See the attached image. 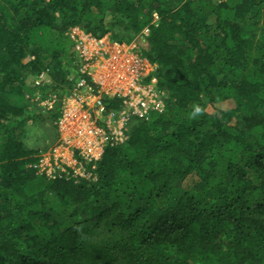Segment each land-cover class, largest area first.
<instances>
[{
	"label": "trees",
	"instance_id": "obj_1",
	"mask_svg": "<svg viewBox=\"0 0 264 264\" xmlns=\"http://www.w3.org/2000/svg\"><path fill=\"white\" fill-rule=\"evenodd\" d=\"M72 27L135 39L166 93L76 184L31 167L58 113L25 99L71 88ZM0 264H264V0H0Z\"/></svg>",
	"mask_w": 264,
	"mask_h": 264
},
{
	"label": "built area",
	"instance_id": "obj_2",
	"mask_svg": "<svg viewBox=\"0 0 264 264\" xmlns=\"http://www.w3.org/2000/svg\"><path fill=\"white\" fill-rule=\"evenodd\" d=\"M157 21L154 13L153 24ZM66 36L78 63L71 88L59 93L49 72L42 71L30 77L25 99L41 115L58 113L57 140L34 156L31 167L48 179L76 184L93 180L106 148L127 141L131 122L165 112L166 93L159 87L157 66L143 57L135 39L95 38L79 27Z\"/></svg>",
	"mask_w": 264,
	"mask_h": 264
},
{
	"label": "rangeland",
	"instance_id": "obj_3",
	"mask_svg": "<svg viewBox=\"0 0 264 264\" xmlns=\"http://www.w3.org/2000/svg\"><path fill=\"white\" fill-rule=\"evenodd\" d=\"M34 112L37 111L34 110ZM53 134H54V130L53 128H51V126H48L47 124L42 123L40 121H36L33 124L30 123L28 124L24 142L28 148H31L33 150L42 149L45 145L47 146V144L49 143V139ZM94 180L95 177L93 174V180L91 181Z\"/></svg>",
	"mask_w": 264,
	"mask_h": 264
},
{
	"label": "clouds",
	"instance_id": "obj_4",
	"mask_svg": "<svg viewBox=\"0 0 264 264\" xmlns=\"http://www.w3.org/2000/svg\"><path fill=\"white\" fill-rule=\"evenodd\" d=\"M199 111H200V109H199V108H197V109H196V112H199Z\"/></svg>",
	"mask_w": 264,
	"mask_h": 264
}]
</instances>
